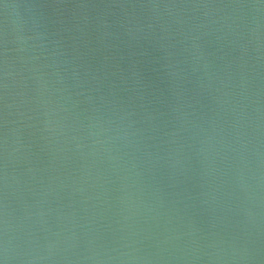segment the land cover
<instances>
[{"label": "water", "instance_id": "obj_1", "mask_svg": "<svg viewBox=\"0 0 264 264\" xmlns=\"http://www.w3.org/2000/svg\"><path fill=\"white\" fill-rule=\"evenodd\" d=\"M0 264H264V0H0Z\"/></svg>", "mask_w": 264, "mask_h": 264}]
</instances>
